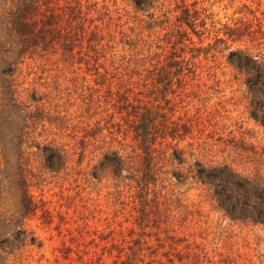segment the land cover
Listing matches in <instances>:
<instances>
[{"label":"trees","instance_id":"16d2710c","mask_svg":"<svg viewBox=\"0 0 264 264\" xmlns=\"http://www.w3.org/2000/svg\"><path fill=\"white\" fill-rule=\"evenodd\" d=\"M2 2L0 149L8 185L3 188L0 181V264H19L11 256L25 246L44 245L27 223L40 207L30 189L28 155L39 156L48 171L59 173L73 155L82 162L88 152L100 156L93 175H109L116 186L133 189L138 203L133 225L125 229L121 223L120 238L114 230L103 238L111 242L101 253L77 242L74 264H257L211 247L208 234L192 223L201 210L185 204L176 186H203L229 219L264 224V148L233 137L225 143L239 151L238 157L221 161V146L208 140L214 112L205 116L188 108L190 88L201 89L194 83L205 67L201 56L216 61L221 55L246 90L249 117L264 126L263 20L239 21L226 27L228 38L217 34L214 44L204 45L208 28L199 0H130L144 17L135 16L139 30L120 31V42L128 46L121 54L123 49L115 52L116 31H106L111 10L103 5L102 13L99 1ZM153 38L156 49H146ZM27 57L44 58L46 64L74 59L104 86L85 96L77 130L83 134H75L74 145L64 140L72 134L65 133L67 113L61 115L65 109L53 103L51 91L22 88L19 77ZM30 148L36 151L31 154ZM43 215L49 223L51 212ZM64 249L69 259L73 248Z\"/></svg>","mask_w":264,"mask_h":264},{"label":"rangeland","instance_id":"374dc122","mask_svg":"<svg viewBox=\"0 0 264 264\" xmlns=\"http://www.w3.org/2000/svg\"><path fill=\"white\" fill-rule=\"evenodd\" d=\"M93 1H99L100 9L105 5L111 10L109 16L113 18V21L106 16L107 22L109 19L111 25L110 28H106V31L107 29L111 32L116 31V40L119 44L115 52L119 53L123 49L121 52L123 54L125 49L128 50V46L120 42V31L132 33V28L139 30L141 25L135 24L134 19L137 15L143 16L142 13L137 12L130 0ZM199 1L198 7L205 8L203 16L208 28V32L204 35L206 40L204 45L214 44L217 34L228 38L226 27H236L240 24L239 21L257 24V18H261L264 22V0ZM188 2L191 3L193 0ZM3 6L4 3L0 0V8ZM105 11V8L101 9L102 13ZM254 28L257 27L254 26ZM0 34L6 33L0 31ZM195 40H198L196 36ZM156 41L154 38L150 39L146 49L152 45V50H155ZM228 44H232L231 39L228 40ZM238 44V42L234 44V47ZM200 59H202L201 65L205 67L199 69L200 75L194 83L201 85V89L197 86L190 88L193 92L188 108L192 114L197 113L198 110L205 116L211 111L214 112L213 122L208 129V132L211 131L212 134L208 140L221 146L218 158L221 161L224 159L232 161L238 157L239 151L234 152L232 145L225 143L233 137L239 140L245 138L248 144L262 150L264 126L257 124L249 117L245 99L246 90L237 77L236 70L229 66L225 57L221 55L216 61L212 58L205 59L203 56ZM65 60L46 64L44 58L27 57L21 66L22 74L19 81L23 82L22 88L31 90L34 85H37L41 91H51L53 103H60L65 109L61 115L67 113L69 130L65 133L72 134L64 140L66 142L71 140V145H74L75 134H83L77 133V130L78 126H81L79 121L86 107L85 96L104 86L96 85L98 77L87 71L85 64L74 62V59ZM1 64L0 61V66ZM29 94L30 91L26 92L23 98L26 100ZM28 151L32 154L36 148H30ZM79 157V155H73L68 168L59 173H53L45 168L39 156L28 155L30 189L40 207L36 216L27 220V223L28 227L43 240L44 245L41 248L34 245L23 247L11 256L14 262L74 264L76 257L74 249L77 242H82L84 247L101 253L103 246L111 242V238L107 240L103 238L111 237L113 230L118 232L121 223H124L125 229L133 225L132 215L136 214L134 207L138 203L134 190L122 185L116 186V180L109 175L95 177L94 167L98 165L100 156L88 152L82 162H79ZM3 166L4 160H2L0 149V181L4 188L8 185L6 181L8 175L7 171L2 172ZM176 188H178L176 195L185 199V204L189 203L194 209L201 210V214L192 218V223L195 222L205 234H208L211 247L217 246L220 250L235 252L243 260H252L257 264L264 262V224L229 219L217 208L203 186L187 182ZM6 208L12 207L6 206ZM44 210H49L52 214L49 223L43 215ZM128 218L129 221H127ZM115 236L120 238L119 232L115 233ZM66 246L73 248L69 259L66 258L64 249ZM104 258L108 257L104 256Z\"/></svg>","mask_w":264,"mask_h":264}]
</instances>
